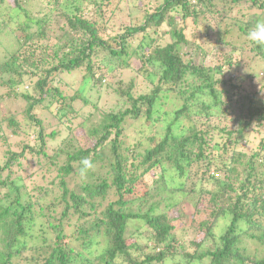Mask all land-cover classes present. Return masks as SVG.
<instances>
[{"label": "trees", "instance_id": "1", "mask_svg": "<svg viewBox=\"0 0 264 264\" xmlns=\"http://www.w3.org/2000/svg\"><path fill=\"white\" fill-rule=\"evenodd\" d=\"M134 1L124 0L121 15L106 17L110 0H0V37H10L13 46L0 62V105L23 101L19 114L28 119L4 122L8 136L21 142L0 161V264H264V86L256 87L251 65L264 66V45L247 39L264 20V0H147L135 8L144 16L139 26L131 25ZM233 10L236 22L217 30L218 18L223 22ZM209 16L217 17L214 24ZM178 19L201 29L200 37L187 40ZM214 26L207 45L203 33ZM243 48L252 58L246 65ZM121 70L137 75L119 79ZM69 76L77 83L72 95L60 87ZM141 78L148 84L139 90ZM103 89L111 108L99 112ZM167 103L175 110H164ZM36 110L47 111L51 121L43 123ZM159 115L171 119L164 135L154 130ZM130 128L140 141L127 146L122 136ZM32 133L36 145L27 143ZM249 134L258 139L255 149L229 156ZM28 155L37 158L39 179L22 174ZM85 158L94 167L81 178ZM50 173L51 186L62 190L43 213ZM147 176L159 181L147 185ZM111 190L115 200L99 207L94 200ZM206 198L209 207L198 222L194 209ZM184 205L192 213L179 208ZM36 208L48 227L35 235ZM58 208L65 226L51 223ZM178 221L187 226L183 234ZM127 228L134 230L132 243ZM68 230L89 251L102 245L92 260L63 243L73 236ZM203 240L212 251L201 252Z\"/></svg>", "mask_w": 264, "mask_h": 264}, {"label": "rangeland", "instance_id": "2", "mask_svg": "<svg viewBox=\"0 0 264 264\" xmlns=\"http://www.w3.org/2000/svg\"><path fill=\"white\" fill-rule=\"evenodd\" d=\"M135 3L133 5H131L130 7L133 9V18L131 19V25L133 26H139L143 19H144V16L142 14H136V10L135 8H137V5L141 2L142 5H146L148 4L149 2L147 0H135L134 1ZM35 6H44V4H40V3H34ZM123 5L125 6L124 4V0H122V3L120 2V0H110V4L104 8V13L102 15H106V17H108L109 15H121V12L119 11L120 7H123ZM36 10V9H35ZM95 11V9H92L90 11V15ZM239 11L237 10H233L229 15H227L225 17V19L222 21L219 20L218 18V24H217V30H218V26L219 28H221L222 30V27L223 25L224 26H230L232 23H235L236 21H231V19L237 17L239 14L237 13ZM246 14L247 13H256L258 14L259 16L260 13L259 12H256V11H253L252 10H249V11H246L245 12ZM263 17V16H262ZM249 18L250 20H254V19H257V15H249ZM214 19H217V17H214V18H211V16H209L208 18V21L211 23V24H214L215 20ZM166 21H167V18H166ZM124 24V21H122L121 25ZM125 25V24H124ZM177 25L181 26V27H184V35L186 37L187 40L189 41H194L196 40L197 38L200 37V30L201 29H197L191 21H188L186 24H183L179 19H178V22H177ZM216 31V28L214 26V29H206V32L204 31L203 33V36L208 39V42H207V45H209L210 43L213 42V39H212V34L213 32ZM237 31L240 32L239 29H234L232 32L233 33H236ZM219 33V31H218ZM136 39V37H135ZM226 42L229 43V47L231 49V44L233 43V40L232 38L230 37H227L226 38ZM238 43L239 42H234V45L237 47L238 46ZM137 44V42H136ZM134 44V45H136ZM15 49V48H14ZM13 51V46H12V40L10 37H0V62H2L4 60V58H7V56L10 54V52ZM210 51H213V49H211ZM240 56L234 54L233 58L234 60L236 61H239ZM243 59H244V65H246L247 62H249L252 58H251V54L249 53V51H247L245 48H243ZM251 65H253V69L255 71V76L253 78V82L255 83L256 87L259 88V87H263L264 86V66H263V63H252ZM133 66L134 67H137V62H134L133 63ZM131 69V68H130ZM244 69L247 71L248 67H244ZM136 72L132 70V72H128L126 70H121V72H119L117 78H121L122 76H126L127 78H129L130 76H136ZM74 80L75 78L73 77V79H71V77H66L64 79V83H65V86H60L61 87V90L63 92H66V94H69V95H72V93L74 92L75 93V89H76V84L74 85H71L72 83H74ZM139 90H141L142 87L146 86L148 84V82L142 80V78L139 80ZM66 85H68V87H66ZM244 86H246V83L244 84ZM25 88V87H24ZM26 89V88H25ZM107 90V89H106ZM106 90H102L101 91V97H103L102 101L98 103L99 107H98V110L99 112H104V111H107V110H110V104L111 102L109 101V98L107 96V91ZM0 91H1V87H0ZM18 91V90H17ZM87 95L91 97L92 101L95 102V100L97 99V93H96V90L94 88H90L89 89V92L87 93ZM89 97V98H90ZM259 98L263 99L264 100V92L263 93H260L259 95ZM23 101H14L12 99H9V101H5V103H1L0 105V109H1V114H0V122H2V124L0 125V127L4 128L5 131H3L2 129L0 130V161H1V158L4 156V153L8 150H17L19 151L20 150V145L19 143L21 142V137H13V136H8V130L6 129L5 127V119L8 118V117H12L15 119V121L19 122V123H23V124H28V119L27 117L24 115V114H19L20 110H22V104ZM78 104V103H77ZM170 106V103H167L165 104L164 106V110H167L168 112H171L173 110H175V108H168ZM177 109V108H176ZM85 112L89 111L88 108H85L84 109ZM35 116L38 118L40 117L41 121L43 123H45V121H51L49 120L51 118V115L47 112V111H42V110H36L35 111ZM235 115H231L228 120L230 121L231 118H233ZM156 119H159L160 122H156V120H154L153 118V125H154V130H158L161 134H166L168 132V126L167 124L171 121V119H167L165 122L161 121L163 118H162V115H159V116H156ZM142 122V121H140ZM140 122H138L137 124H134V125H139ZM231 122V121H230ZM128 125H130V122L127 123ZM128 125L127 128H128ZM231 129H235L234 126H231L230 127ZM143 130V128L141 129ZM91 131L90 130H85L84 131V135L83 136H88L89 132ZM127 133L124 134L122 136L123 140H124V144L127 145V146H132L133 144H138V141H140L139 139V135H138V132L134 131L132 128H130L128 131H126ZM170 132L175 134L178 132V130L176 129L175 125L173 126L172 129H170ZM248 132V131H247ZM146 133V132H145ZM151 132L150 130L147 132V134L149 135ZM141 134V133H140ZM247 138V139H246ZM245 138L244 141H242V146H239L237 148H235V151H230L228 153L229 156L232 155H237V153H241L242 154H250L252 152V150L255 149V146L253 145L254 143H256L258 141L257 138H255L252 134H249L247 135V137ZM235 137L232 138L231 141H235L234 140ZM249 140V142H248ZM144 142H146V138L144 137L143 139ZM237 141V139H236ZM27 143H30L31 145H36L39 143L37 137L35 134H31L29 136V140ZM210 144V142H209ZM139 150H141V148H139ZM228 156V157H229ZM36 161H37V158H35L33 155L30 156L28 155L26 159H23L21 160V165L23 166V171L22 172L20 169H17L18 171H21L22 174H27L29 175L30 173H32L34 175V178H37L39 179L40 177V172L38 173V167H37V164H36ZM36 173V174H35ZM55 176V173H50L46 179H44V182H43V186L46 191L45 195H44V202H43V213H47L48 211L51 210L50 206H51V203L54 201L55 197L57 194H59V192L62 190L61 188H59V186H56V188H53L50 184V181H51V178ZM88 182H90L89 180H87ZM156 181L158 182L159 180L156 179ZM156 181H153L152 178H149V176L146 177V184L147 185H155ZM158 184V183H157ZM156 184V185H157ZM69 189H72V190H76L77 191V194H80L78 189H77V186H68ZM115 200V195L113 193V190L109 191V193L107 194V196L103 199H100V198H96L94 200L95 203H98L100 204L99 207H105V205L111 201ZM165 201V196H163L161 198V203ZM202 202L198 203L196 205V209H194L195 212H198L197 215H196V219H198V222L202 221L203 219V215L200 216L201 213H205L207 210H208V207H209V203H208V198L204 199V200H201ZM162 206H163V203H162ZM188 205H184V206H180L179 208L182 209L184 211V213H187L188 211L190 213H192V208L191 207H188ZM36 213L34 214V228L32 230V233L33 234H37L41 229V228H46L48 227V224L46 222V217H42L41 216V213L39 208H36L35 209ZM42 211V210H41ZM60 212H61V208H58V210L56 211V213L53 215L55 218L54 219H51V223L53 225H57V224H61L63 226L67 225L68 223V220L67 219H63V220H59V217H60ZM172 215H176V213L173 212V210L171 212ZM70 218V221L69 222H76V216L73 217H69ZM82 222V220H81ZM196 222V223H198ZM195 223V224H196ZM177 226H179V228L177 229L178 233L179 234H183V227H187L186 225H183L181 222H177L176 223ZM66 233L68 235L70 234H73V236H68V238H66L63 243L64 244H68V246L70 248H72L76 253L78 254H81L84 256V258H87V259H90L92 260L95 256V252L96 250H99L100 247H102V245L100 244L98 247H94L93 250L89 251L87 250L86 248H83V246L80 244V241L76 240L75 237L77 236L76 234V231H66ZM48 237L50 236V233L48 232L46 234ZM134 230L133 229H130V228H127L126 231H125V239L127 240V243H132L134 240H135V237H134ZM202 234H199L197 236V239H202ZM143 241V240H142ZM141 241V242H142ZM213 249V246L211 244L210 241L208 240H203L201 241V252L202 253H205V252H209V251H212ZM84 260V259H83ZM208 260H204L202 262H198V263H193V264H208Z\"/></svg>", "mask_w": 264, "mask_h": 264}, {"label": "clouds", "instance_id": "3", "mask_svg": "<svg viewBox=\"0 0 264 264\" xmlns=\"http://www.w3.org/2000/svg\"><path fill=\"white\" fill-rule=\"evenodd\" d=\"M247 39L256 45H264V20L258 21L255 24L253 30L248 32ZM80 163L82 166L79 169V174L81 178H84L88 171L93 169L94 165L88 158L83 159Z\"/></svg>", "mask_w": 264, "mask_h": 264}]
</instances>
